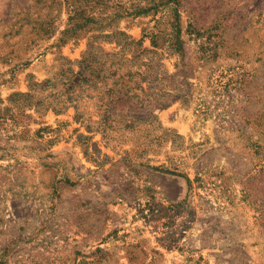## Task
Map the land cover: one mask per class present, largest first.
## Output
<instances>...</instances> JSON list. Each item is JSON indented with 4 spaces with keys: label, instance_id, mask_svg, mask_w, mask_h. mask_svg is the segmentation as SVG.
<instances>
[{
    "label": "rangeland",
    "instance_id": "obj_1",
    "mask_svg": "<svg viewBox=\"0 0 264 264\" xmlns=\"http://www.w3.org/2000/svg\"><path fill=\"white\" fill-rule=\"evenodd\" d=\"M0 264H264V0H0Z\"/></svg>",
    "mask_w": 264,
    "mask_h": 264
},
{
    "label": "trees",
    "instance_id": "obj_2",
    "mask_svg": "<svg viewBox=\"0 0 264 264\" xmlns=\"http://www.w3.org/2000/svg\"><path fill=\"white\" fill-rule=\"evenodd\" d=\"M103 66L99 67V70H102ZM108 79V77H107ZM112 84H114V88L110 85L109 83L104 80V79H93L91 76H89V79L83 78L82 81H80L77 86H79V93L76 95V97H70V102L71 103H67L64 106H68V105H73L76 110L78 111L81 108L82 103H79L81 100L83 101V98H86L85 100L88 99H93L95 101V103H98L100 101H102L103 105H115V106H122L125 107L126 104L131 103L133 97L135 96V93H130L131 89L130 87H119L118 91H116L115 89V83L112 82ZM71 86L73 87V84H71ZM143 89V88H142ZM105 90L109 91V98L104 99V94H105ZM85 92H89V91H93L96 92L95 96L93 93H84ZM76 90H70L69 89V94H73L75 93ZM52 104V103H49ZM121 104V105H120ZM52 106V108L56 109L55 105H49ZM103 118V116H102ZM101 118V119H102ZM105 126V125H104Z\"/></svg>",
    "mask_w": 264,
    "mask_h": 264
}]
</instances>
